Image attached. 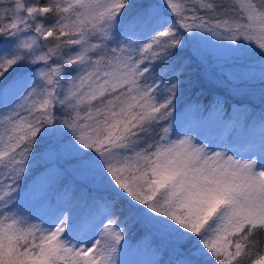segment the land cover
<instances>
[{
    "label": "snow or ice",
    "instance_id": "1",
    "mask_svg": "<svg viewBox=\"0 0 264 264\" xmlns=\"http://www.w3.org/2000/svg\"><path fill=\"white\" fill-rule=\"evenodd\" d=\"M0 264H264V0H0Z\"/></svg>",
    "mask_w": 264,
    "mask_h": 264
},
{
    "label": "trees",
    "instance_id": "2",
    "mask_svg": "<svg viewBox=\"0 0 264 264\" xmlns=\"http://www.w3.org/2000/svg\"><path fill=\"white\" fill-rule=\"evenodd\" d=\"M200 68L201 67H199L195 61H193L186 68L185 71L190 72L192 69H194L193 73H195V69H196V74H198V73H201V70L202 69H200ZM187 80H189V79H187ZM199 81H200V79H199ZM200 82H201V84L204 87V95H198L197 94L198 93V89H193V88H190L188 85H185L184 86V90H183V96H182L181 100L184 101L185 99H183V97H185L186 98V101L185 102H189V99H191V98L194 99L195 102H197V100L206 102V97L209 94L210 86H209V84L206 83L207 80H206V82L204 80L203 81H200ZM256 88H257V90L259 89V85L258 84H257ZM254 107H256L257 109L259 108V93H258V96L256 98ZM55 202H56V196L53 195L52 196V203H53V205H55ZM23 205L30 212H33L36 215H50L54 211V208H48V209L40 208L39 205L36 203V201L33 199L32 196L26 197L24 199V201H23ZM82 210H86V209H83L79 205V208L77 209V212L82 211ZM132 235H134L133 237H138L139 236V232L137 231L136 228H132Z\"/></svg>",
    "mask_w": 264,
    "mask_h": 264
},
{
    "label": "rangeland",
    "instance_id": "3",
    "mask_svg": "<svg viewBox=\"0 0 264 264\" xmlns=\"http://www.w3.org/2000/svg\"><path fill=\"white\" fill-rule=\"evenodd\" d=\"M209 39L211 40V37ZM213 43H219V42L214 41ZM202 47H203L204 51L206 53H208L209 55L219 54L220 52L223 51L222 49L213 48L212 44H209V43H204L202 45ZM200 69H202L201 73H198V74H196V69H195V73H193L194 69H192L190 72L185 71L184 79L185 80L189 79V80H194V81L197 79H200V81L204 80L206 82V80L203 78V75H202V73L204 72V69L203 68H200ZM206 83L208 84V82H206ZM257 96H258V90H257ZM183 99H185L184 101L181 100V103H183V104H195L196 103L195 100L192 98L189 99V102H185L186 101L185 97H183ZM177 123H179V120L177 121ZM201 132L205 136L215 135L214 130L210 129V128L201 129ZM78 208H79V205L77 204L76 210ZM132 236H134V235H132ZM122 258L129 261V262H135V261H138L141 259H144V260L151 259V256L147 252H145L143 249H137L136 247H131L127 250V253Z\"/></svg>",
    "mask_w": 264,
    "mask_h": 264
}]
</instances>
